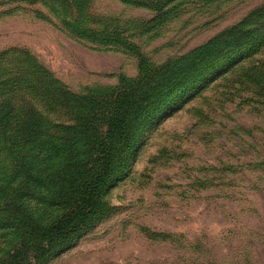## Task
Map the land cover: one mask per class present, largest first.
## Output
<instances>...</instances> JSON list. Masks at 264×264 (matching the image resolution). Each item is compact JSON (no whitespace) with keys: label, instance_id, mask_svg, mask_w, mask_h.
I'll list each match as a JSON object with an SVG mask.
<instances>
[{"label":"rangeland","instance_id":"rangeland-1","mask_svg":"<svg viewBox=\"0 0 264 264\" xmlns=\"http://www.w3.org/2000/svg\"><path fill=\"white\" fill-rule=\"evenodd\" d=\"M80 3L88 25L121 31L152 67L248 14L251 26L264 23V0ZM66 4L0 0V50L29 49L78 92L116 85L121 75L136 77L139 55L73 34L51 9ZM260 58L264 44L236 62ZM223 76L197 85L154 120L126 178L109 192L112 210L47 264H264V177L225 171L264 156V105L249 90L239 91L232 74ZM151 232L173 236L163 240ZM1 235L2 229L0 242Z\"/></svg>","mask_w":264,"mask_h":264},{"label":"trees","instance_id":"trees-1","mask_svg":"<svg viewBox=\"0 0 264 264\" xmlns=\"http://www.w3.org/2000/svg\"><path fill=\"white\" fill-rule=\"evenodd\" d=\"M64 1L51 9L68 30L137 53L139 73L78 92L29 49L0 50V264H47L92 229L112 210L109 192L126 178L142 135L197 85L232 74L264 105V59L236 62L264 44V23L251 26L252 15L152 67L121 31L88 25L80 0ZM225 171L264 177V156Z\"/></svg>","mask_w":264,"mask_h":264}]
</instances>
